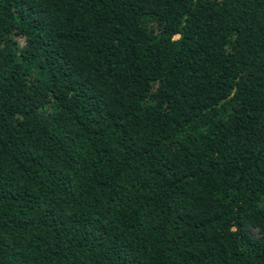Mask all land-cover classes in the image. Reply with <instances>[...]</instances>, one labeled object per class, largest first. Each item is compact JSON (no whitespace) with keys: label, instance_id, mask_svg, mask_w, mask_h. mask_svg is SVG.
I'll return each mask as SVG.
<instances>
[{"label":"trees","instance_id":"trees-1","mask_svg":"<svg viewBox=\"0 0 264 264\" xmlns=\"http://www.w3.org/2000/svg\"><path fill=\"white\" fill-rule=\"evenodd\" d=\"M0 264H264V0H0Z\"/></svg>","mask_w":264,"mask_h":264}]
</instances>
